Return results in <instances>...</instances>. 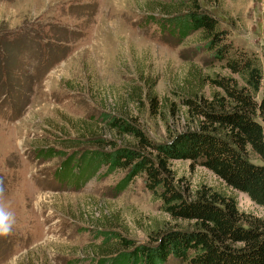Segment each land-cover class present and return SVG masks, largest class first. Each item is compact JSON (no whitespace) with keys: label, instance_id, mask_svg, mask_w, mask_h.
<instances>
[{"label":"rangeland","instance_id":"1","mask_svg":"<svg viewBox=\"0 0 264 264\" xmlns=\"http://www.w3.org/2000/svg\"><path fill=\"white\" fill-rule=\"evenodd\" d=\"M199 1L228 40L256 52L264 82V0ZM185 4L0 0V200L15 216L0 235V264H96L124 248L120 237L147 242L167 226H191L161 208L142 174L122 186L126 168L102 165L88 175L93 165L77 163L87 149H110L104 139L135 144L106 114L162 140L198 123L185 96L208 99L217 87L207 76L232 74L198 30L181 34L174 15ZM246 153L261 160L249 146ZM170 165L187 194L206 185L233 197L243 215L264 216L262 205L206 166L183 158ZM164 264L186 263L169 256Z\"/></svg>","mask_w":264,"mask_h":264},{"label":"trees","instance_id":"2","mask_svg":"<svg viewBox=\"0 0 264 264\" xmlns=\"http://www.w3.org/2000/svg\"><path fill=\"white\" fill-rule=\"evenodd\" d=\"M180 1L188 2L181 7L182 13L174 15L181 34L198 30L213 58L223 60L222 66L237 76L221 73L207 76L217 87L210 98L183 99L188 110L200 117L198 123L174 132L168 130L162 140L149 136L135 121L119 114H106L109 125L130 134L135 144H116L104 139L101 144L110 149H87L77 163L93 165L88 175L102 165L109 171L126 168L122 186L136 174H142L145 186L160 200L161 208L174 218L192 220V224L167 226L151 235L147 242L135 243L120 237L124 248L109 258H100L96 264H164L169 256L186 264H264V216L243 215L233 197L206 185L196 188L193 195L187 194L176 182L170 165L173 158L204 165L227 185L246 192L264 207L261 59L256 52L228 40L219 19L201 8L199 0ZM154 103L151 101V106ZM248 146L260 161L247 155ZM55 153V150L47 152Z\"/></svg>","mask_w":264,"mask_h":264},{"label":"clouds","instance_id":"3","mask_svg":"<svg viewBox=\"0 0 264 264\" xmlns=\"http://www.w3.org/2000/svg\"><path fill=\"white\" fill-rule=\"evenodd\" d=\"M3 194V185L0 182V196ZM15 223L14 213L10 210V207L0 200V235H7L11 232Z\"/></svg>","mask_w":264,"mask_h":264}]
</instances>
